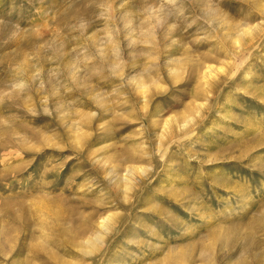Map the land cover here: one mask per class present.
<instances>
[{
    "label": "rangeland",
    "instance_id": "rangeland-1",
    "mask_svg": "<svg viewBox=\"0 0 264 264\" xmlns=\"http://www.w3.org/2000/svg\"><path fill=\"white\" fill-rule=\"evenodd\" d=\"M0 264H264V0H0Z\"/></svg>",
    "mask_w": 264,
    "mask_h": 264
},
{
    "label": "bare ground",
    "instance_id": "bare-ground-1",
    "mask_svg": "<svg viewBox=\"0 0 264 264\" xmlns=\"http://www.w3.org/2000/svg\"><path fill=\"white\" fill-rule=\"evenodd\" d=\"M210 69H211V68H210ZM210 69H209V70H210ZM211 70H212V69H211ZM211 70H210V71H207V72H209V73H210V72H211ZM211 73H212V72H211ZM205 75H206V74H205ZM207 75H208V74H207ZM208 76H212V75H208ZM105 221H106V220H105ZM103 223H104V222H103ZM105 225H107V224H103V226H105ZM105 228H106V227H105ZM108 228H109V227H108Z\"/></svg>",
    "mask_w": 264,
    "mask_h": 264
}]
</instances>
